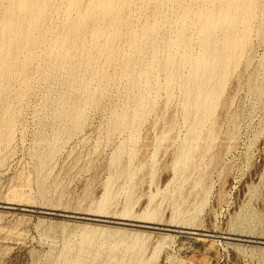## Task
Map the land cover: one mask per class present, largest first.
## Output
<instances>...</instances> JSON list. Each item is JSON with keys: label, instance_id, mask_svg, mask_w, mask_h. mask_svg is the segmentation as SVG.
<instances>
[{"label": "rangeland", "instance_id": "1", "mask_svg": "<svg viewBox=\"0 0 264 264\" xmlns=\"http://www.w3.org/2000/svg\"><path fill=\"white\" fill-rule=\"evenodd\" d=\"M11 1H2L3 13ZM139 1L125 12L136 32L145 14L161 18L159 38L179 27L181 13H172L171 0L158 7ZM190 2L195 11L204 9L205 0ZM257 6L245 53L215 99L218 137L210 149V123L192 138L199 106L187 104V67L175 76L169 100L162 67L149 76V101L136 120L131 97L138 71L113 67L95 99L68 107L80 114V131L57 137L54 128L73 125L57 115L59 96L69 92L67 70L50 73L47 46L27 43L22 34L15 38L11 70L0 77V264H76L83 257L86 264H135L130 256L142 245L144 264H264L263 0ZM59 13L53 27L62 21ZM188 35L196 38L192 23ZM119 48L120 57L130 50L125 41ZM125 110L130 115L109 132L115 112ZM188 138L195 147L190 155L181 151ZM130 162L133 178L126 171ZM119 229L123 233H113ZM90 233L94 240L82 245Z\"/></svg>", "mask_w": 264, "mask_h": 264}, {"label": "bare ground", "instance_id": "2", "mask_svg": "<svg viewBox=\"0 0 264 264\" xmlns=\"http://www.w3.org/2000/svg\"><path fill=\"white\" fill-rule=\"evenodd\" d=\"M2 1L0 0V16L3 15L1 23L4 25L0 30V77H7L11 70L9 52L15 38L21 36L20 34L24 35L22 37L27 43L42 42L47 46V68L50 73L55 74L60 69L67 70L65 84L69 92L59 96L61 108L57 115L70 117L73 125L54 128L57 137L62 132L71 136L80 131V114L73 115L68 111V107L95 99L97 93L104 89L113 67H118L122 73L138 71L134 87L136 93L131 97L135 103L131 116L135 120L143 115L149 101V76L154 74L158 67H162L166 73L164 90L169 100L175 95V76L180 74L182 68L187 67L188 72L182 83L187 104L199 106V114L191 129L192 138H200L210 123L211 126L207 130V136L210 138L208 148L214 146L218 137L217 122L214 119L217 108L215 99L221 95L232 68L240 62L245 53L247 36L258 8L257 0H205L204 9L198 11L193 9L190 0H171L172 13L180 12L181 15L179 27L165 38H159L157 35L156 30L163 26L160 24L163 22L156 15L145 14L146 17L139 27L141 31L136 32L133 29L132 19L125 17V12L139 5V0H12L4 13ZM150 1L158 7L168 0ZM56 13L62 17V21L53 27L52 21ZM75 13L77 15H74ZM262 17L264 18V0ZM191 20L193 21L190 22ZM168 21L169 19H166L164 23ZM190 23L196 33L194 40L188 35ZM124 41L130 50L127 55L122 54L120 57L119 46ZM196 45L199 47L197 50ZM145 55H148L147 60H144ZM161 56H165L163 62L160 61ZM28 79L29 74H26L23 82L26 88H29ZM159 85L156 83L154 90ZM188 111L186 108L183 114L185 120L189 118ZM129 115L127 110L115 112L108 131H117L119 124ZM11 132L12 129H9V133ZM181 151L189 155L195 151L189 138L184 142ZM122 152L123 148H120L115 157L119 158ZM52 156L53 152L43 160ZM126 171L130 178L134 177L136 168L132 162L127 164ZM188 172L190 164L185 170V173ZM85 219L97 221L98 218ZM103 222L123 225L129 223H118L114 220ZM181 228L188 229L187 226ZM122 230L113 233L121 234ZM93 235H87L82 245L88 241L91 243L94 240ZM240 237L246 239L249 236L243 234ZM139 240L136 239L135 246ZM143 247L144 245L130 256L134 257L135 264L146 262V249L142 250ZM76 264H86L85 258L79 259Z\"/></svg>", "mask_w": 264, "mask_h": 264}, {"label": "water", "instance_id": "3", "mask_svg": "<svg viewBox=\"0 0 264 264\" xmlns=\"http://www.w3.org/2000/svg\"><path fill=\"white\" fill-rule=\"evenodd\" d=\"M45 214H52L51 212H45ZM55 215V214H54ZM79 219H84V220H87V219H85V218H79ZM91 221H96V220H91ZM97 221H99V222H103V221H108V220H103V219H97ZM117 222V221H116ZM105 223H107V222H105ZM118 223H125V222H118ZM113 224V223H112ZM115 224V223H114ZM128 225L127 226H135L136 224H130V223H127ZM121 225H123V224H121ZM139 227V226H138Z\"/></svg>", "mask_w": 264, "mask_h": 264}]
</instances>
